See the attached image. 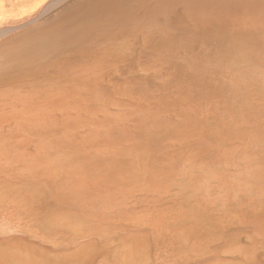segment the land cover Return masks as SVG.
Returning <instances> with one entry per match:
<instances>
[{"label":"bare ground","instance_id":"1","mask_svg":"<svg viewBox=\"0 0 264 264\" xmlns=\"http://www.w3.org/2000/svg\"><path fill=\"white\" fill-rule=\"evenodd\" d=\"M0 264H264V0L1 32Z\"/></svg>","mask_w":264,"mask_h":264},{"label":"rangeland","instance_id":"2","mask_svg":"<svg viewBox=\"0 0 264 264\" xmlns=\"http://www.w3.org/2000/svg\"><path fill=\"white\" fill-rule=\"evenodd\" d=\"M54 1L56 0H0V33L41 16Z\"/></svg>","mask_w":264,"mask_h":264}]
</instances>
